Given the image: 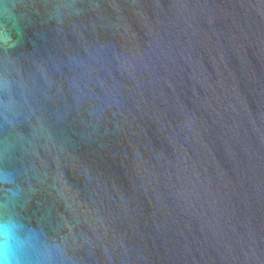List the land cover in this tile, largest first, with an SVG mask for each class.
<instances>
[{
  "label": "water",
  "instance_id": "obj_1",
  "mask_svg": "<svg viewBox=\"0 0 264 264\" xmlns=\"http://www.w3.org/2000/svg\"><path fill=\"white\" fill-rule=\"evenodd\" d=\"M5 222L11 264H264V0H0Z\"/></svg>",
  "mask_w": 264,
  "mask_h": 264
},
{
  "label": "clouds",
  "instance_id": "obj_2",
  "mask_svg": "<svg viewBox=\"0 0 264 264\" xmlns=\"http://www.w3.org/2000/svg\"><path fill=\"white\" fill-rule=\"evenodd\" d=\"M5 182H8L7 177L3 178ZM12 231V225L8 223H0V236L9 237ZM0 264H11V259L8 256L5 245L0 244Z\"/></svg>",
  "mask_w": 264,
  "mask_h": 264
}]
</instances>
